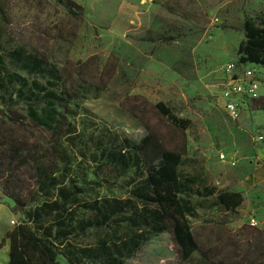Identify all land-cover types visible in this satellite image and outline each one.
<instances>
[{"label": "rangeland", "instance_id": "obj_1", "mask_svg": "<svg viewBox=\"0 0 264 264\" xmlns=\"http://www.w3.org/2000/svg\"><path fill=\"white\" fill-rule=\"evenodd\" d=\"M78 2L84 9L75 17L57 0H0V52L20 48L73 71L84 67L93 80L107 79L100 95L81 103L91 111L88 130L98 133L106 126L137 141L149 124L167 147L183 153L180 171L195 176V189L206 185L244 197L240 207L227 211L216 195H191L196 212L189 222L202 249L228 252L234 243L245 245L253 237L250 227L264 229V66H255L263 99L239 119L226 112L222 93L226 65L240 61L243 23L264 13V0ZM160 101L191 125H175L155 108ZM128 177L94 194L125 197ZM13 207L0 190V248L7 230L23 217ZM253 215L257 226L249 222ZM200 255L181 260L171 234L163 232L126 264H199Z\"/></svg>", "mask_w": 264, "mask_h": 264}, {"label": "trees", "instance_id": "obj_2", "mask_svg": "<svg viewBox=\"0 0 264 264\" xmlns=\"http://www.w3.org/2000/svg\"><path fill=\"white\" fill-rule=\"evenodd\" d=\"M57 2L75 17L84 9L75 0ZM243 27L238 64L264 66V13L246 18ZM85 71L20 48L0 52V190L23 216L4 237L9 264H61L60 258L126 264L163 232L183 261L200 252L199 264H264V229L250 227L245 245L221 252L202 249L189 222L196 212L192 194L216 195L218 205L233 211L244 201L240 191L195 189V176L180 171L183 153L147 123L137 141L106 126L88 130L91 111L81 103L100 95L108 80ZM154 106L175 125H191L164 102ZM126 176L125 197L94 194Z\"/></svg>", "mask_w": 264, "mask_h": 264}, {"label": "built area", "instance_id": "obj_3", "mask_svg": "<svg viewBox=\"0 0 264 264\" xmlns=\"http://www.w3.org/2000/svg\"><path fill=\"white\" fill-rule=\"evenodd\" d=\"M256 65L238 64L230 62L226 65L228 72V80L223 90L224 108L232 119H239L242 111L250 108L252 99L259 96L258 90L260 81L257 78ZM222 159H226L224 153L220 154ZM232 165L236 164V159L233 157L230 160ZM250 224L258 225V220L255 215L250 218ZM14 224L15 221L12 220Z\"/></svg>", "mask_w": 264, "mask_h": 264}, {"label": "crops", "instance_id": "obj_4", "mask_svg": "<svg viewBox=\"0 0 264 264\" xmlns=\"http://www.w3.org/2000/svg\"><path fill=\"white\" fill-rule=\"evenodd\" d=\"M75 1L78 2V0H75ZM262 167L264 169L263 163L261 164L260 168H262ZM9 248H10V246H9L8 241H6L4 243V246L2 248H0V264H9Z\"/></svg>", "mask_w": 264, "mask_h": 264}]
</instances>
